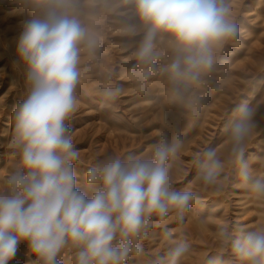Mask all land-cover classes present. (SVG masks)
Wrapping results in <instances>:
<instances>
[{
    "label": "rangeland",
    "instance_id": "obj_1",
    "mask_svg": "<svg viewBox=\"0 0 264 264\" xmlns=\"http://www.w3.org/2000/svg\"><path fill=\"white\" fill-rule=\"evenodd\" d=\"M225 3L238 34L213 48L212 66L196 82L174 81L166 71L176 56L166 35L155 41L159 58L154 66L138 59L147 26L134 0H63L55 6L75 17L92 42L79 45L78 105L71 118L81 182L97 160L130 154L150 159L162 137L180 141L167 165L172 185L193 194L189 208L182 221L175 210L164 218L149 217L147 231L132 241L124 264H169L179 244L186 252L177 264H244L223 230L233 239L241 230H264V195L241 179L229 139L240 106L254 107L256 127L246 141L244 159L253 179L264 176V0ZM52 7L49 0H0V186L14 164L8 148L13 108L29 91L19 37L27 21L45 18ZM209 147L223 163L212 185L198 175ZM75 251L64 249L59 264H75ZM34 261L22 244L11 264Z\"/></svg>",
    "mask_w": 264,
    "mask_h": 264
},
{
    "label": "clouds",
    "instance_id": "obj_2",
    "mask_svg": "<svg viewBox=\"0 0 264 264\" xmlns=\"http://www.w3.org/2000/svg\"><path fill=\"white\" fill-rule=\"evenodd\" d=\"M49 2L54 7L45 18L27 21L18 42L29 91L12 112L8 148L14 164L0 186V264H11L22 244L35 258L33 264H59L58 257L67 247L76 250L75 264H124L133 251L132 241L147 231L149 217L164 218L175 210L182 221L189 208L193 194L172 185L167 165L180 141L170 143L162 137L150 159L130 154L126 159L97 160L81 182L71 118L78 105L74 91L79 45L92 42L75 17L57 11L55 6L63 0ZM134 3L147 26L138 59L154 66L159 58L155 41L168 36L176 56L166 71L174 81L196 82L200 72L212 66L213 48L239 31L225 0ZM255 114L254 107L241 105L229 139L241 179L264 195V176L253 179L244 159L246 141L256 127ZM202 155L198 175L212 185L223 163L211 147ZM222 234L244 264H264V230H241L234 239L226 230ZM140 251L135 249L137 254ZM185 252L183 244L177 245L169 264H177Z\"/></svg>",
    "mask_w": 264,
    "mask_h": 264
}]
</instances>
